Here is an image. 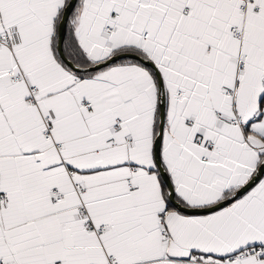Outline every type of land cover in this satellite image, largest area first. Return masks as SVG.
I'll return each instance as SVG.
<instances>
[{
	"label": "snow or ice",
	"instance_id": "6c2138e0",
	"mask_svg": "<svg viewBox=\"0 0 264 264\" xmlns=\"http://www.w3.org/2000/svg\"><path fill=\"white\" fill-rule=\"evenodd\" d=\"M0 264H264V0H0Z\"/></svg>",
	"mask_w": 264,
	"mask_h": 264
}]
</instances>
